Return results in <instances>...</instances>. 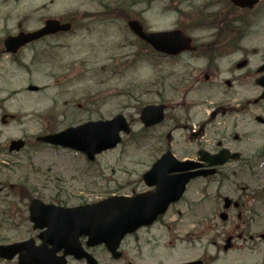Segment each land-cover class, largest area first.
Returning a JSON list of instances; mask_svg holds the SVG:
<instances>
[{
	"label": "rangeland",
	"instance_id": "1",
	"mask_svg": "<svg viewBox=\"0 0 264 264\" xmlns=\"http://www.w3.org/2000/svg\"><path fill=\"white\" fill-rule=\"evenodd\" d=\"M161 1L157 0L144 16L143 23L150 31L176 28V15L162 10L165 2ZM109 2L110 0H0V39L7 34L14 35L17 30H38L47 18L65 19L68 15L96 14L101 4ZM214 3L219 4L221 0H215ZM202 5L198 0L193 4L196 9ZM76 27L71 33L46 39L33 46L36 62L31 75L7 64L0 65V72L4 69L0 73V89L3 90L1 97L5 98L12 92L22 90L28 83L44 87L39 93H18L9 103L8 108L12 112H20L21 123H12L6 127L0 124V144L9 139L26 138L29 146L19 157L3 156L0 160L8 164H4L7 168H3L2 174L9 183H14L15 174L20 177L28 175L29 181L26 184L37 189H51L53 183L49 179L58 178L64 180L63 184L67 183V188L81 185L85 199L96 201L108 194H127L131 188H138L141 174L159 156L156 152L158 133L154 131L144 136L140 133L141 125L135 118L133 134L124 138L116 150L97 157L93 164L70 151L39 147L34 138L85 121L112 118L117 112L124 111L126 106L134 105V102H128L127 99L132 96H127L126 93L129 89H136L133 96L138 97L144 90L143 86L147 87L155 81L150 78V65L153 61L146 52L141 58L138 55L134 58L138 48L124 22L79 21ZM126 38L133 44L123 46ZM162 68L165 72L166 66ZM153 71L155 74L157 69L154 68ZM244 93L245 91L242 92ZM157 98L150 94L143 99V105L155 102ZM167 99L171 104L180 101L172 94L167 95ZM224 100L215 90L209 93L208 98L192 95L189 101L195 104V121L206 119V110L211 104L219 105ZM96 103L98 104L95 105ZM229 105L234 104L229 101ZM240 120L241 118L233 115L227 122ZM243 124H247V121ZM247 130L251 128L248 127ZM229 131L234 132L231 129ZM218 132L212 129L211 133L204 136L202 144L212 149V144L219 139ZM260 132L261 129L257 128V147L264 145ZM177 139L181 140V136H177ZM259 172L264 174V166L259 167ZM73 177H76V183L71 181ZM247 183L252 189H258L261 228L257 231L264 233V178ZM210 193L215 194L214 188ZM8 195H3L0 201L4 202ZM190 197L191 191L187 195L188 199ZM209 210L210 207L206 206L193 214L187 212L182 205L177 206L165 218L171 228L156 226L148 234L140 232L136 234L137 237L128 238L121 246L123 256L120 261H113L103 248L97 249L96 256L100 264H126L127 261H133L134 264H179L189 261L201 255L202 246H194L189 242L188 233L192 228L195 231L201 230L202 226L197 230L194 223L203 222L206 216L212 214ZM180 223L184 227H180ZM199 233L203 234L201 237L205 242L216 235L220 236L225 230L204 229ZM207 252L214 254L215 250L209 247ZM212 264H264V249L253 255L232 252L225 257L221 256Z\"/></svg>",
	"mask_w": 264,
	"mask_h": 264
},
{
	"label": "flooded vegetation",
	"instance_id": "2",
	"mask_svg": "<svg viewBox=\"0 0 264 264\" xmlns=\"http://www.w3.org/2000/svg\"><path fill=\"white\" fill-rule=\"evenodd\" d=\"M168 1L176 5L177 9H174L179 19H186L189 23L195 22L193 25L189 24V30H183L191 37L193 46L192 51L176 57L156 55L161 64L166 62L171 70L166 76L159 71L160 79L155 85L158 96L156 104L166 107L164 119L156 128L162 137L161 144L163 142L166 146L165 151L171 150L177 159L189 162L191 166H201L199 171L215 172L190 182L177 206L181 204L187 212L205 208L207 203L215 208L209 216L210 219H206L209 224L206 222L204 225L209 229L225 230L219 239H210L206 243V246L216 248L218 253H259V244L263 240L257 231L260 227L261 201L258 189H252L247 182L254 183L264 178V174L259 172V167L264 166V145L257 147L254 137L257 128L264 131V100L255 102V98L245 96L241 91L244 87H251L254 92H260L256 84L264 76V30H261L264 27V0H259L251 10L236 8L229 0H221L219 4L214 3L215 0H198L203 5L197 9L193 6L196 0ZM139 6V1L124 5L123 8L114 6L113 13L110 9V16L117 20H140ZM31 52V45H27L15 55H6L0 45V63L6 60L11 65L27 71L34 62ZM215 89L225 98L224 102L219 105L211 104L206 110V119L196 122L195 105L188 104L187 100L192 95H207ZM168 91L180 97L179 106H171L169 100L164 102ZM147 95L145 89L138 97H130L128 102H134V105L126 106V115L135 116L141 113L142 108L148 104L142 103V98L146 99ZM234 100L237 103L229 105V101ZM233 115L241 120L227 122ZM0 121L3 125L10 122L21 123L19 114L12 115L9 112L1 114ZM244 121H247V124H243ZM248 127L251 130H247ZM212 129L219 131V139L212 144V149H208L207 145L202 144V140ZM177 136H181V140L177 139ZM10 142L0 148V157H3L1 154L5 152L6 157L20 156V152H9ZM24 144L26 150L29 146L27 139H24ZM188 148L193 149L187 150ZM221 151L227 152L222 166L211 169L208 163L201 160L202 154L213 156ZM212 160L214 159L210 161ZM2 165L0 160V188L3 189L0 196L7 192V187L13 196L7 206L0 201V247L22 243L29 245L15 252L10 260L0 256V264H20L22 256L28 258L31 251L38 250L42 251L40 258L48 257L51 264H85L83 260L64 258L62 245L67 230L62 226L61 215L50 214L47 216L50 218L49 222L36 223L38 228H35V223L30 222L29 217V207L34 200L53 206L58 209L56 212L83 208L85 198L81 186L67 188V183H55L52 189H34L26 184L29 181L28 175L20 177L18 174L14 175V183H6ZM73 178L71 181L76 183V177ZM212 188L215 195L210 193ZM136 190L142 193L148 191L145 187L131 188V195L135 194ZM189 191L192 197L187 199ZM221 211L226 214L225 222L219 220ZM150 228L142 230L149 231ZM75 238L79 246L92 256L97 253L98 248L86 249L85 238L78 237L77 232L71 233V239L74 241ZM193 238L202 241L201 235L196 232ZM228 239L229 246L225 248Z\"/></svg>",
	"mask_w": 264,
	"mask_h": 264
},
{
	"label": "water",
	"instance_id": "3",
	"mask_svg": "<svg viewBox=\"0 0 264 264\" xmlns=\"http://www.w3.org/2000/svg\"><path fill=\"white\" fill-rule=\"evenodd\" d=\"M255 2V0H247L242 6L249 7ZM129 27L135 35L144 38L156 49L162 46L166 47V53L175 54L179 46L182 44L183 46L188 45L189 43L187 40L183 43L181 37L175 33L145 36L142 34V29L135 22L129 23ZM47 29L48 33H54L60 30L65 31L68 27H59L55 22H48L45 30L31 36L37 39L45 35ZM168 46L174 52H169ZM260 86L264 88V82H261ZM262 98H264V94ZM146 115L147 111L143 112V116L145 117ZM120 132L128 134L129 129L125 124V120L121 116H118L109 122L85 124L57 135L40 138L39 141L80 151L87 156L89 161H93L95 155L114 148L120 142ZM20 146L21 143H13L11 150H18ZM158 167H155L151 171L152 174L157 173ZM179 170L182 169L179 168ZM154 197L158 199H155L153 202L149 194L133 199L111 198L84 208L83 212L78 214V226L83 234L89 237V246L104 243L110 250L115 251L124 234L134 232L137 228L153 222L159 213L157 211L158 207L170 201V197L162 192H157ZM74 213L76 214V211ZM111 239H115L112 247H110ZM88 261L90 263L89 259Z\"/></svg>",
	"mask_w": 264,
	"mask_h": 264
}]
</instances>
